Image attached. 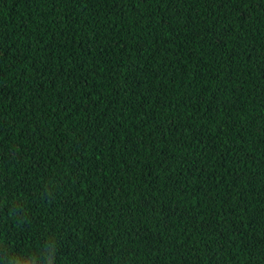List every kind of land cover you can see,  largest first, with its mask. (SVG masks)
Here are the masks:
<instances>
[{
    "label": "trees",
    "instance_id": "trees-1",
    "mask_svg": "<svg viewBox=\"0 0 264 264\" xmlns=\"http://www.w3.org/2000/svg\"><path fill=\"white\" fill-rule=\"evenodd\" d=\"M0 264H264V0H0Z\"/></svg>",
    "mask_w": 264,
    "mask_h": 264
}]
</instances>
